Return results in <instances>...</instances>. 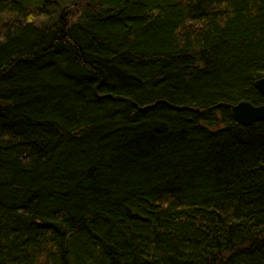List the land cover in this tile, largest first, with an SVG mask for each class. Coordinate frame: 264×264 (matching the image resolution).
<instances>
[{
	"label": "trees",
	"instance_id": "1",
	"mask_svg": "<svg viewBox=\"0 0 264 264\" xmlns=\"http://www.w3.org/2000/svg\"><path fill=\"white\" fill-rule=\"evenodd\" d=\"M264 0H0V264H264Z\"/></svg>",
	"mask_w": 264,
	"mask_h": 264
},
{
	"label": "water",
	"instance_id": "2",
	"mask_svg": "<svg viewBox=\"0 0 264 264\" xmlns=\"http://www.w3.org/2000/svg\"><path fill=\"white\" fill-rule=\"evenodd\" d=\"M254 86L264 96V77L257 79L254 82ZM228 106L233 118L242 125H249L255 121L264 120V103L253 105L249 101L241 100Z\"/></svg>",
	"mask_w": 264,
	"mask_h": 264
}]
</instances>
